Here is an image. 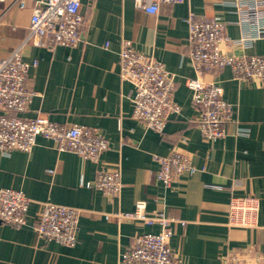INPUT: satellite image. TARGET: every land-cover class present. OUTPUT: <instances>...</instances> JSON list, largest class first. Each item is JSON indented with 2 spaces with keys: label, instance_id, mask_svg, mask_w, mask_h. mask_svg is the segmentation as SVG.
Instances as JSON below:
<instances>
[{
  "label": "crops",
  "instance_id": "obj_1",
  "mask_svg": "<svg viewBox=\"0 0 264 264\" xmlns=\"http://www.w3.org/2000/svg\"><path fill=\"white\" fill-rule=\"evenodd\" d=\"M228 3L186 0L162 5L152 15L136 8L134 0H81L84 40L77 47L23 49L26 63L37 62L29 70L28 85L38 95L20 116L43 115L64 126L96 128L110 149L102 164H94L59 153L52 141L39 136L30 153L0 154V189L22 191L31 200L25 226L0 225V264H118L135 236L160 231L158 225L116 217L133 212L140 201L149 213L161 212L175 221L170 246L183 264H264V85L236 81L229 68L203 74L205 81L223 87V98L233 108L223 125L227 135L216 142L202 138L199 110L188 87L197 75L188 57L189 16L196 21L220 16L229 37L238 39L239 18ZM32 7L31 0L24 9L14 0L0 2V60L26 40ZM122 40L162 62L175 76L174 100L181 113L169 119L163 134L133 118L134 89L119 75ZM245 53L264 55V40ZM239 128L248 134L238 135ZM172 148L191 156L197 172L183 174L166 188L157 179L155 157L166 156ZM118 165L123 184L118 198L81 183L92 182L101 166ZM246 196L261 201L257 228L229 227L231 199ZM46 202L81 210L74 247L37 235L36 218ZM234 257L238 260L232 263Z\"/></svg>",
  "mask_w": 264,
  "mask_h": 264
},
{
  "label": "built area",
  "instance_id": "obj_2",
  "mask_svg": "<svg viewBox=\"0 0 264 264\" xmlns=\"http://www.w3.org/2000/svg\"><path fill=\"white\" fill-rule=\"evenodd\" d=\"M5 0H0L4 2ZM28 0H14L24 9ZM32 17L26 40L12 55L0 60V154L9 156L13 151L30 153L39 136L53 142L59 153H71L94 164H102V155L110 149L109 141L98 129L54 123L47 116L26 119L33 98L38 95L28 85V74L34 64L23 60V49L32 45L52 49L75 48L84 40L85 18L81 13V0H31ZM186 0H134L135 7L148 14L157 15L162 5H180ZM239 18L241 36L232 39L227 34V23L220 17L196 21L188 19V57L196 70V77L188 81L192 104L199 110L197 120L202 138L216 142L226 137L223 127L232 113V105L223 98V87L214 81H205L204 73L229 68L236 81L255 80L264 85V55H248V50L259 40H264V1L228 0ZM108 45H106L107 47ZM241 50L242 53H236ZM120 79L133 86V118L147 129L163 134L172 116L181 113L174 100L175 76L165 65L135 49L129 40H122L119 53ZM238 135L248 130L239 128ZM159 165L157 179L166 188L183 174L197 172L192 157L172 148L166 156H156ZM81 183L95 188L106 197L121 195L122 171L101 166L92 182ZM31 200L19 190L0 189V225L20 229L27 224ZM261 201L255 196L233 197L228 205V226L255 229L258 226ZM81 210L49 202L42 203L36 218L35 231L47 241L66 247L77 244V231ZM122 220L142 222L147 226L158 225V233L135 236L131 248L120 254L118 264H183L174 254L170 241L173 236V219L164 213L147 211L146 203L137 202L131 213H120ZM234 257L231 261L236 262Z\"/></svg>",
  "mask_w": 264,
  "mask_h": 264
}]
</instances>
